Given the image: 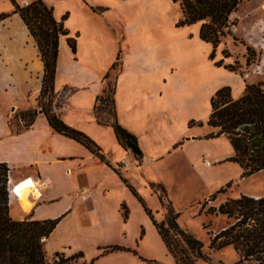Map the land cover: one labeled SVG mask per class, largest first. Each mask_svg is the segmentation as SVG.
I'll list each match as a JSON object with an SVG mask.
<instances>
[{
	"label": "crops",
	"instance_id": "1",
	"mask_svg": "<svg viewBox=\"0 0 264 264\" xmlns=\"http://www.w3.org/2000/svg\"><path fill=\"white\" fill-rule=\"evenodd\" d=\"M4 1L10 9L9 17L0 21V164L9 169L11 185L31 178L40 186L38 193L29 194L28 209L16 196L9 199V216L15 221L58 220L45 239L48 258L82 254L84 264H177L154 221L159 217L167 222L169 210L164 214L163 203L177 212L171 188L176 186L177 197H183L180 175L185 167H194L188 148L199 139L189 134L188 124L197 118L195 111L204 100L200 102L203 91L184 78L175 79L169 60L157 53L168 32L156 33V23L141 20L143 11L133 8L116 13L104 0L46 4L57 22L65 17L68 32L58 42L51 98L54 113L93 142L97 155L50 127L38 106L44 63L37 43L13 13L11 1ZM117 1L123 5L132 0ZM163 21L173 22L166 16ZM189 28L212 50L200 39L199 24L174 27ZM68 39L75 40V53ZM118 57V70L113 71ZM216 69L224 79L211 95L229 87L232 99L241 98L243 80L222 67ZM111 76L116 122L135 139L140 158L119 142L113 115L110 119L98 101ZM34 111L32 125L24 128L21 115ZM122 161L129 166H121ZM263 191L245 196L262 198ZM113 247L119 250H109Z\"/></svg>",
	"mask_w": 264,
	"mask_h": 264
},
{
	"label": "trees",
	"instance_id": "2",
	"mask_svg": "<svg viewBox=\"0 0 264 264\" xmlns=\"http://www.w3.org/2000/svg\"><path fill=\"white\" fill-rule=\"evenodd\" d=\"M172 1L179 6L182 15L176 27L199 24V37L212 46L210 58L213 60L218 46L222 44L223 39L231 36V27L236 26L235 21L231 20V15L237 11L241 0ZM11 2L14 7L13 13L20 16L35 39L44 63L42 88L38 97L41 112L53 130L76 140L98 155V149L93 142L84 134L59 120L52 107L51 98L56 73L58 42L61 36L68 35L63 25L65 17L57 22L53 17L52 8L44 4L42 0L33 1L25 7H20L15 0ZM94 11L103 12L105 9H94ZM7 17H9L8 14H0V21ZM232 40L238 41L234 36ZM68 44L75 53V40L68 39ZM242 44H244L243 41ZM246 53L248 56L254 54L250 47H246ZM224 55L226 57L227 53L224 52ZM119 60L118 57L111 70H118ZM215 66L222 67L223 61L216 62ZM223 68L233 71L230 66H223ZM112 94L113 90L111 94L104 90L98 101L108 112L111 108L114 118L112 127L119 142L126 148L127 141H132L134 144L136 141L117 124ZM35 116L36 111L21 115L23 127H30ZM206 124L216 130L211 133L210 138L225 136L231 142L234 155L228 159V162L240 167L243 179L264 171V91L262 84L246 85L243 96L237 100L231 98L229 87L217 90L210 99V114ZM140 156L136 157L140 158ZM8 172L7 166L0 164V264H51L46 257L45 239L53 232L58 220H13L9 216ZM222 192L219 191L217 194ZM212 200H215V196ZM207 213L225 217L227 224L223 230L211 238L210 249L218 251L227 247L233 248L238 255V261L235 264H264V197L252 198L241 195L236 199H226L217 208L208 209ZM179 215L170 207L166 223L154 221L168 251L175 257L177 264H195L198 259L205 260L206 256L202 253L203 245L191 233L178 226ZM173 238H180L186 249L177 251L178 246ZM109 250L115 251L119 248L113 247ZM178 253L185 255L180 261L177 258ZM54 257L56 261L52 264H69L72 260L81 259L82 254L68 258L56 254Z\"/></svg>",
	"mask_w": 264,
	"mask_h": 264
},
{
	"label": "rangeland",
	"instance_id": "3",
	"mask_svg": "<svg viewBox=\"0 0 264 264\" xmlns=\"http://www.w3.org/2000/svg\"><path fill=\"white\" fill-rule=\"evenodd\" d=\"M42 1L47 4L53 3L55 0ZM15 2L20 7H25L24 1L15 0ZM104 2L116 13L137 8L144 12V15L141 16L142 21L156 23L154 27L156 33L166 34L168 32L163 36L166 42L159 45L157 53L166 56L169 60L175 79L184 78L195 89L199 88L201 92L203 91V94L200 95V102L204 100V105L200 110L195 111L197 118H193L188 124L189 134L199 138L195 144L188 148L190 155H194L192 160L194 167L189 165L182 170L180 179L184 185V195L178 198L177 188L173 186L171 192L175 197V202L172 201V203L176 211L180 212L179 225L184 226L203 245L202 253L206 259H198L195 264H235L238 261V255L233 248L227 247L218 251L209 248L211 238L225 226L226 218L207 212L210 208H217L219 202L227 198L261 194L264 188V171L256 176L253 175L252 178L250 176L243 179L240 167L235 163L228 162V159L234 155L231 142L225 136L210 138L209 136L213 132L206 123L209 117L210 99L215 94L211 95V93L224 79L221 70L216 69L218 68L215 66L216 62L223 61V66L232 67L233 71L229 72L237 76L238 80L241 78L242 85L260 83L264 91V66H261L264 60V0H241L233 19L236 23L235 30L231 29V36L223 39L213 60L210 58L212 50L199 40L195 35L194 28L176 30L182 28L176 27V23L182 15H180L176 4L172 5L169 0H132L123 5L119 4L117 0H104ZM30 3L28 2V4ZM9 9L8 1H0V14H6ZM165 16L168 20L173 21L172 24L168 23L169 21H163ZM179 16L181 17L177 20ZM232 36L236 37L238 41L234 42ZM246 47L252 48L254 54L248 56ZM224 52L227 53L226 57ZM112 90L113 76L108 81L107 88L109 94ZM109 109L107 115L111 119L112 111L111 108ZM219 191L223 192L217 194ZM213 196H215L214 201L212 200ZM162 209L164 214H167L169 205L163 203ZM156 222L163 223L159 217ZM174 240L178 246L177 251L186 249L180 238ZM184 256L181 253L177 254L179 261ZM190 257L192 256L190 255ZM47 261L52 264L56 260L55 257H47ZM69 264L83 263L81 259H76Z\"/></svg>",
	"mask_w": 264,
	"mask_h": 264
},
{
	"label": "built area",
	"instance_id": "4",
	"mask_svg": "<svg viewBox=\"0 0 264 264\" xmlns=\"http://www.w3.org/2000/svg\"><path fill=\"white\" fill-rule=\"evenodd\" d=\"M23 4H24V6H28L29 5L26 2H24ZM231 29L235 30V27L232 26ZM254 73H256V71H254ZM121 166L127 168L129 166V164L127 162H125V161H122L121 162ZM7 185H8V199H11L13 196H17V194H16V187L17 186H20V185L21 186H29V185H32V186H34V192H36V193H38V191L40 189V186L39 185H36V183H34L31 178H28V179H26V180L18 183L17 186L11 185V182L8 179Z\"/></svg>",
	"mask_w": 264,
	"mask_h": 264
},
{
	"label": "bare ground",
	"instance_id": "5",
	"mask_svg": "<svg viewBox=\"0 0 264 264\" xmlns=\"http://www.w3.org/2000/svg\"><path fill=\"white\" fill-rule=\"evenodd\" d=\"M261 66H264V60L262 61ZM207 165H209V163ZM32 191H34V186L32 185L29 186L20 185L16 187V194H17L16 197L19 199L22 205L27 209L31 206V204L28 202V198H29V194Z\"/></svg>",
	"mask_w": 264,
	"mask_h": 264
},
{
	"label": "water",
	"instance_id": "6",
	"mask_svg": "<svg viewBox=\"0 0 264 264\" xmlns=\"http://www.w3.org/2000/svg\"><path fill=\"white\" fill-rule=\"evenodd\" d=\"M126 147L129 149L135 156H140L141 152L136 144H134L132 141L126 142Z\"/></svg>",
	"mask_w": 264,
	"mask_h": 264
}]
</instances>
